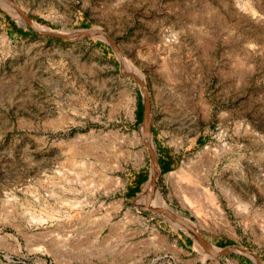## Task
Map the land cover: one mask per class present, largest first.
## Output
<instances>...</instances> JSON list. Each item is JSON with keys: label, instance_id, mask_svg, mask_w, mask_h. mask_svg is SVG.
<instances>
[{"label": "rangeland", "instance_id": "obj_1", "mask_svg": "<svg viewBox=\"0 0 264 264\" xmlns=\"http://www.w3.org/2000/svg\"><path fill=\"white\" fill-rule=\"evenodd\" d=\"M0 264H264V0H0Z\"/></svg>", "mask_w": 264, "mask_h": 264}, {"label": "bare ground", "instance_id": "obj_2", "mask_svg": "<svg viewBox=\"0 0 264 264\" xmlns=\"http://www.w3.org/2000/svg\"><path fill=\"white\" fill-rule=\"evenodd\" d=\"M97 32V31H96ZM121 61H122V58H121ZM125 63V62H124ZM125 66V70H127L128 72H131V73H133L134 75H137V76H141L140 74H139V72L138 71H136L135 70V68L134 67H132V66H126V65H124ZM137 78V77H136ZM147 126H149V123L147 122V123H144L143 124V126L141 127V129H140V135H141V139L140 140H142L144 143H145V145H147V146H149V139H150V137H151V132L148 130V128H147ZM140 137V136H139ZM150 149V148H149ZM150 153H152L153 154V157H154V163H155V156H154V153H153V151L150 149ZM139 153V152H138ZM140 155V154H139ZM140 158V157H139ZM155 165H156V167L155 168H157V171H155L154 169H152V177H151V179H152V181H153V178H154V176H156L157 175V173H158V166H157V164L155 163ZM151 180L148 182V184H147V187H146V192H147V194H148V196L152 193V190L154 189V185H153V182H152ZM190 187V186H189ZM145 188V187H144ZM192 188V187H191ZM145 194V193H144ZM147 196V197H148ZM151 196V195H150ZM143 198H145V196H143ZM187 198V197H186ZM149 199L151 200L150 201V205H148V204H146V206L147 207H150V208H152L154 211H158V212H162V213H165L166 215H169L174 221L173 222H175V224L176 223H179V224H181L182 226H188V225H192V223L189 221V219L187 218V217H185V216H183V215H179V214H177L176 212L175 213H173L172 211H170V210H165V208L164 207H162V203H161V197H160V194L158 193V192H155V194L153 195V196H151V197H149ZM186 200V199H185ZM147 202H148V200H147ZM157 204H159V207H157L156 205ZM152 206V207H151ZM154 207H156V208H154ZM158 208H160V209H158ZM176 225H178V224H176ZM179 227H181L180 225H178ZM193 230V229H192ZM194 231V230H193ZM196 235H198V233H196ZM212 251V250H211ZM214 252H216L215 250H213ZM212 251V252H213ZM215 254H217V253H215Z\"/></svg>", "mask_w": 264, "mask_h": 264}, {"label": "water", "instance_id": "obj_3", "mask_svg": "<svg viewBox=\"0 0 264 264\" xmlns=\"http://www.w3.org/2000/svg\"><path fill=\"white\" fill-rule=\"evenodd\" d=\"M85 35H88V33L80 34V35H78V36L82 37V36H85ZM107 37H108V36H107ZM108 38H109V37H108ZM110 41L114 44V42L111 40V38H110ZM114 46H115V48H116L117 54L119 55V50H118V48L116 47L115 44H114ZM138 81H139L140 85L144 88V96H145V100H146V106H145V121H144V123H147V122L149 123L150 105H149V96H148L147 88H146V85H145V83H144L143 81H141V80H139V79H138ZM155 163L157 164V166L159 165V163L157 162L156 158H155ZM160 173H161V167H160V165H159V166H158V173H157L156 176H154L153 181H152V179H149L148 181L151 180V181L153 182V185H154V184H155V180H156V178L160 175ZM149 208H150V207H149ZM150 209H152V208H150ZM152 210H153V209H152ZM196 233H197V232H196ZM197 237H198L203 243H205L199 234L197 235ZM226 251H228V249H224V250L220 251V253H224V252H226ZM217 254H218V253H217ZM217 254H214V255H217Z\"/></svg>", "mask_w": 264, "mask_h": 264}]
</instances>
